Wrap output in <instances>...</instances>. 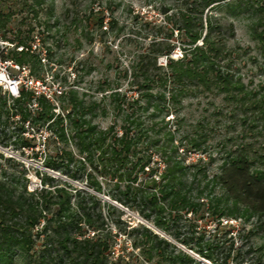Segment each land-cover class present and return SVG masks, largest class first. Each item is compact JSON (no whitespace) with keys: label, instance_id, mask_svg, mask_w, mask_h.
<instances>
[{"label":"trees","instance_id":"trees-1","mask_svg":"<svg viewBox=\"0 0 264 264\" xmlns=\"http://www.w3.org/2000/svg\"><path fill=\"white\" fill-rule=\"evenodd\" d=\"M3 1L0 0V30L12 14ZM219 6H224L231 16L254 17L259 28L252 29V39L264 60V0L186 1L184 13L178 16L179 25L174 26L185 39L181 57H169L173 49L170 44L161 50H149L151 58L146 53L139 54L130 67L128 81L129 87H135L136 96L126 102L124 93L110 89L104 96L120 117L118 130L114 124L104 129L93 124L92 114L97 106L94 102L85 105L72 89L60 92L57 106L38 96L31 108L32 94L22 88L6 108L0 97L6 121L16 118L19 134L44 129L43 146H53L44 153L45 169L70 181H83L94 192L106 190L112 200L135 211L154 228L212 264H225L229 252L219 262V242L214 235L205 240V233L200 231L194 236L195 230L206 221L219 224L222 218L263 217L264 163L254 165L239 147L225 152L218 171L208 174L199 161L184 164V159L176 155L178 148L172 145L171 138L168 147L152 140L148 131L152 132L153 127L147 129L133 110L146 111L151 106L167 112V103L177 102L189 91L201 90L223 93L242 109L251 107L252 112L257 111V118H264L263 98L251 97L231 73V51L225 48L223 39L233 34V27L231 23L223 27L212 14ZM29 40L17 38L12 43L27 47ZM158 55L166 58L165 71L160 72L161 66L155 64ZM0 57L30 64L31 73L34 64H39L34 54L23 50L8 51ZM244 101L250 106L243 105ZM204 137L202 131L186 137L188 148L199 149ZM19 139L20 148L32 150V137ZM150 147H157L162 163L159 170L151 164ZM36 175L39 188L31 191L24 185L15 188L12 178L0 183V264H15L17 257L20 264H199L141 224L121 228L118 217H111L115 208L106 204L108 216H103L95 195L76 186L71 188L68 182L57 186L46 173ZM182 219L187 233L179 236L169 225ZM119 234L127 239L130 252L113 253L114 239Z\"/></svg>","mask_w":264,"mask_h":264},{"label":"rangeland","instance_id":"rangeland-1","mask_svg":"<svg viewBox=\"0 0 264 264\" xmlns=\"http://www.w3.org/2000/svg\"><path fill=\"white\" fill-rule=\"evenodd\" d=\"M186 1L190 0H4V6L12 14L0 30L3 52L0 55L6 56L12 50L18 52L12 42L17 38L28 42L30 35L36 34L45 51V61L34 64L33 73L30 64H23L29 74L42 80V85L56 96L54 88L60 91L72 89L85 105L94 102L97 107L92 114L93 124L100 129L114 124L115 130H118L120 117L111 110L104 96H107L108 89L124 93L126 102L136 96L135 87H129L128 81L130 67L139 54L146 53L150 57L149 50H161L170 44L173 49L169 57L173 60L181 57L185 39L174 26L179 25L178 16L184 13ZM213 13L223 27L229 23L233 27V34L223 39L225 48L231 51V73L251 97L263 98L264 101V60L252 39V29L257 31L259 28L255 26L254 17L246 14L231 16L224 6H219ZM204 14L205 11L202 17ZM98 18H101V25ZM165 61V56L156 57V66L162 68L160 72L165 71ZM0 97L5 102V108L11 99H15L1 94ZM55 101L58 104L57 97ZM1 102L0 183L12 178L15 188L20 189L24 185L27 191H31L39 188L36 173H46L55 179L57 186L68 182L71 188L76 186L95 195L103 216L106 204L114 207L111 217H118L121 228L141 224L188 254L195 262L212 264L167 233L154 228L135 211L112 200L106 190L94 192L83 181H70L64 175L45 169L42 164L44 153L50 152L53 146L51 143L43 146L44 129L19 134L16 118L6 121ZM246 102L243 105L250 106ZM165 108L167 112L153 110L151 106L146 111L132 110L147 129L153 127L152 132L147 130L152 140L168 147L171 146V138L172 145L178 148L176 155L184 159V164L199 161L206 172L212 174L218 171L225 152L239 147L245 150L254 165L264 163V118H257V111L252 112L251 107L242 109L239 103L228 100L223 93L193 90L178 98L177 102L167 103ZM201 131L205 137L200 139L199 149H189L185 138ZM19 136L32 137V150L19 147ZM149 150L151 164L161 169L157 147H150ZM34 152L36 155H33ZM219 221V224L215 221L199 223L202 227H197L194 235L203 231L205 240L214 235L215 241L219 242L216 252L219 262L229 252L230 257L226 258L225 264H264V216L246 220L222 218ZM186 225L182 219L169 225V228L182 236L187 233ZM114 242L113 253L130 252L129 243L122 234L117 235ZM19 261L17 257L14 263L20 264Z\"/></svg>","mask_w":264,"mask_h":264},{"label":"built area","instance_id":"built-area-1","mask_svg":"<svg viewBox=\"0 0 264 264\" xmlns=\"http://www.w3.org/2000/svg\"><path fill=\"white\" fill-rule=\"evenodd\" d=\"M0 54H2V48H0ZM17 51H27L34 54L38 61L43 63L45 61V51L39 44V39L36 34H32L27 47L17 46ZM13 61L7 59H1L0 57V94L11 98H17L19 96V90L22 88L31 92L32 102L31 108H34L35 98L43 96L54 106H57L55 101L56 97L60 94V90L53 91L57 94L54 95L42 85V80H39L29 74L27 66L23 64L12 63ZM57 113V109L54 110Z\"/></svg>","mask_w":264,"mask_h":264}]
</instances>
